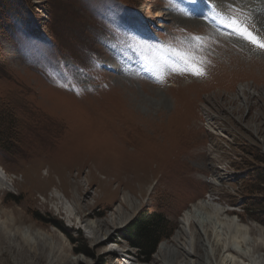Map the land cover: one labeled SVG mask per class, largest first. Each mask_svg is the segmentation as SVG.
Returning a JSON list of instances; mask_svg holds the SVG:
<instances>
[{
    "label": "rangeland",
    "instance_id": "1",
    "mask_svg": "<svg viewBox=\"0 0 264 264\" xmlns=\"http://www.w3.org/2000/svg\"><path fill=\"white\" fill-rule=\"evenodd\" d=\"M31 3L36 18L0 41V113L10 120L12 143L0 147L11 186L0 191V264H151L200 199L221 208L224 219L264 228V51L254 48V57L211 20L186 18L192 0ZM212 3L252 10L264 33V11L244 0ZM124 5L137 7L135 30ZM144 20L162 39L144 37ZM194 36L203 38L197 55L206 74L160 70L161 58L175 59L170 49ZM55 190L74 205L70 218ZM143 210L161 213L173 228L146 262L124 238ZM79 219L109 224L99 227L98 240ZM215 219L186 224L191 241L196 232L202 244L198 253L192 245L191 262L199 254L216 264L208 235ZM219 224L228 264H264V247L252 251L253 235L246 243L232 239V228ZM233 250L252 254L251 262Z\"/></svg>",
    "mask_w": 264,
    "mask_h": 264
},
{
    "label": "bare ground",
    "instance_id": "2",
    "mask_svg": "<svg viewBox=\"0 0 264 264\" xmlns=\"http://www.w3.org/2000/svg\"><path fill=\"white\" fill-rule=\"evenodd\" d=\"M246 3H249L253 6L260 9L261 11H264V0H244ZM225 5V3H224ZM248 8V7H247ZM259 13V12H257ZM263 14V13H261ZM259 15V14H258ZM185 16V15H184ZM188 17L194 18L196 21L201 22L202 18L205 17V15L202 14H189L186 15ZM264 15L260 16V22L261 24L263 23ZM236 42V40H234ZM238 43V42H237ZM249 52L252 54L254 51V48L250 46ZM254 57L258 56L256 53L252 54ZM259 58V57H258ZM173 85V84H172ZM252 97L254 95H251ZM250 97V96H248ZM10 185L7 182V177L5 172L3 173L0 170V191L7 189ZM11 187V186H10ZM54 196L57 198V203L58 205L60 204V207L64 209V212L66 215L70 218L72 215L75 213V207L72 204V202L69 201V199L65 196V194L61 193L58 190L54 191ZM213 203V202H212ZM222 209L214 206L211 204L210 199H200L197 202H195L192 205V209H188L184 212V214L179 218V228L176 230V232L172 235V237L167 241V242H162L159 244L158 249L155 251L153 255V260L151 264H205L203 261V258L198 255L197 259L194 260V262H191L192 258V245L195 253H198V249L201 248V243L200 240L198 239V235H196L195 232V239L192 242L191 241V236L190 233L188 234V231L186 230V224H188V221L191 222L194 217H200V218H207L210 215H214L216 219L218 220L215 223H209V228L210 230L208 231L212 235H210L209 241L212 246V250L214 253V257L216 260V264H228L227 260L220 255L222 250V246L220 245V231H219V226L220 222L222 224H226L228 227V230L232 228L230 231V237L233 238H240L241 241H244L246 243V240L248 238H251L253 235L255 242L252 245V251L256 252L258 251V248H263L264 247V228L254 226L251 227L252 225L244 224V223H239V222H232L229 219H224L223 216H221ZM212 219V218H211ZM215 219V220H216ZM81 221V224L87 229V231L91 234V237H94L98 240H101L100 232H99V227H101L102 224H107L108 221H100V222H93L88 219H79ZM202 220V219H201ZM111 224H114L113 220L110 219ZM213 221V220H212ZM204 222V221H202ZM217 223V224H216ZM109 224V223H108ZM194 224V223H193ZM224 226V225H223ZM206 230V229H205ZM226 234V233H225ZM228 234V233H227ZM223 238V237H222ZM198 239V240H197ZM223 240V239H222ZM249 240V239H248ZM260 242L261 244H257V242ZM224 243V242H222ZM226 246V245H225ZM224 247V245H223ZM227 247V246H226ZM250 249V248H248ZM251 250V249H250ZM226 251L231 252L232 249L230 247L226 248ZM225 251V252H226ZM235 253H238L240 257H245L249 262L252 260V254H246V253H241V251L233 250ZM224 252V253H225ZM250 252V251H249ZM231 261V260H230ZM130 264H136V262H130Z\"/></svg>",
    "mask_w": 264,
    "mask_h": 264
},
{
    "label": "trees",
    "instance_id": "3",
    "mask_svg": "<svg viewBox=\"0 0 264 264\" xmlns=\"http://www.w3.org/2000/svg\"><path fill=\"white\" fill-rule=\"evenodd\" d=\"M32 7L33 6L31 0H0V41L1 39L9 38L14 28L18 24L24 23L27 19L33 17L36 18V15L33 13L34 11ZM1 48L2 46L0 45V77L4 74L5 71V63L3 60ZM7 110L12 114V107L10 108L7 105ZM1 120L3 122V129L2 131H0V134L2 136L0 138L2 140L0 141V147L5 151H8L12 147V143L10 142V136L8 133V124H10V120L5 113H0V122ZM18 125L19 121H17L15 118L14 129H16ZM255 176H257V174H255ZM261 176H264V172L263 174H261ZM261 176L259 178H261ZM259 178H254L253 180H258ZM256 189V187L250 188V191L254 192V190L256 191ZM247 200L250 201L249 199ZM255 207L257 208L259 207V205L257 204L255 205ZM260 209L262 211L259 215L264 216V207L261 206ZM38 218L42 219V217L40 216H38ZM260 222L264 223L263 220H260ZM53 223L57 225V221ZM60 226L62 227L61 224ZM172 230V225L161 213L143 210L140 211L137 216L127 225L124 238L127 240L131 247H135L139 250V253L141 254V261L146 262L149 259V256L154 252L158 243L162 239L167 238ZM80 238L82 239V237Z\"/></svg>",
    "mask_w": 264,
    "mask_h": 264
},
{
    "label": "snow or ice",
    "instance_id": "4",
    "mask_svg": "<svg viewBox=\"0 0 264 264\" xmlns=\"http://www.w3.org/2000/svg\"><path fill=\"white\" fill-rule=\"evenodd\" d=\"M192 2L195 3L196 0H192ZM209 12L213 20L225 29L222 33L218 29L219 35L234 37L255 49L264 51V33L258 27L252 10H248L247 14H245V8L242 5L226 3L223 10L211 6ZM202 39V37L194 36L187 42L186 47L170 49L171 56L175 59L161 58L160 70L167 68L173 73L203 77L206 74L204 60L197 55L199 42Z\"/></svg>",
    "mask_w": 264,
    "mask_h": 264
}]
</instances>
